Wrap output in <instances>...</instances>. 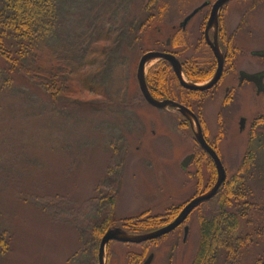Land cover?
<instances>
[{
  "label": "rangeland",
  "instance_id": "374dc122",
  "mask_svg": "<svg viewBox=\"0 0 264 264\" xmlns=\"http://www.w3.org/2000/svg\"><path fill=\"white\" fill-rule=\"evenodd\" d=\"M73 1L67 22L81 34L96 0ZM103 1V13L111 18L100 24L111 29L116 22L115 38L122 39L96 42L95 63L73 73L63 90L39 87L23 72L7 70L0 78V232L6 231L9 245L0 264H100V244L109 230L140 236L150 223L149 229L160 225L158 231L216 185L218 173L196 142L194 122L186 124L171 108L151 106L137 73L145 54L167 52L203 80L199 86L206 84L216 62L204 30L217 0ZM205 3L210 5L182 31L183 21ZM93 29L89 34L98 38L94 32L101 31ZM219 30L227 63L212 94L186 95L171 71L158 66L161 60L146 65V78L159 73L163 78L154 90L158 99L200 110L204 134L227 172L225 189L246 185L244 200L231 199L232 211L247 213L235 233L243 247L234 255L223 251L217 264H264V95L245 85L229 99L224 96L237 87L239 72L264 70V60L252 56L264 50V0L231 1L220 12ZM50 50L44 46L46 68L55 58ZM241 118L247 121L244 131ZM191 154L195 159L184 169ZM218 195L165 237L139 245L111 242L105 264H143L152 254V264H193L202 221L220 210Z\"/></svg>",
  "mask_w": 264,
  "mask_h": 264
},
{
  "label": "trees",
  "instance_id": "16d2710c",
  "mask_svg": "<svg viewBox=\"0 0 264 264\" xmlns=\"http://www.w3.org/2000/svg\"><path fill=\"white\" fill-rule=\"evenodd\" d=\"M83 1L85 0H81V2ZM95 2L94 13H89V17L84 20V22L91 21L94 27H91L90 23L83 33L74 34L72 28L76 24L69 27V22H67V17L72 15L68 10H73L75 7L73 0H68L66 4L63 0H0V78L6 75L7 70L10 75L23 72L27 77L32 78L31 80L37 82L39 87L45 86L50 91L63 90L64 86L73 80L71 77L73 73H78L82 67L95 63V59L92 57L95 54L93 45L96 42L113 40L116 43L117 40L122 39L115 38L119 32L116 22V24L112 23L114 26L111 29L102 27L100 23L111 17L106 12L103 13V0ZM118 7L119 5H117ZM98 8L102 12L96 10ZM82 10L85 14L84 6H82ZM78 27H81V24ZM93 28L95 31H101V33L94 32V35H99L98 38L93 37V32L89 34L91 30H94ZM44 46L52 48L48 53H51V58L55 57L52 59L53 64L47 68L43 65L45 62ZM165 65V62H162L158 66ZM164 72L165 78L169 77L167 69ZM10 75L6 80L12 86L14 81ZM159 76L160 73L154 74L153 77H147V84L151 92L155 87H162L163 78ZM187 76L194 82L203 81L189 73ZM44 79L46 82L43 81ZM89 80L88 78V82ZM33 84L32 82V86ZM252 162L251 158L246 159L245 167L250 166ZM236 180L235 178L232 181L233 186ZM228 184L229 182L224 185L218 195L220 210L216 216L210 220L202 221V241L193 264H217L218 257L223 251L234 255L237 249L243 247L242 239H235V233L239 228L240 219L244 218L247 213L244 211L239 213V210L232 211L231 208L236 206L231 203V199L237 197V199L244 200L246 185L242 182L238 188L228 187L225 189ZM179 214L180 212L173 216L170 223ZM149 224L144 227L148 226L146 229L141 230L140 234L152 233L160 227L158 225L149 229ZM152 225L154 224L150 226L154 227ZM8 246L7 233L2 231L0 232V254H6Z\"/></svg>",
  "mask_w": 264,
  "mask_h": 264
},
{
  "label": "water",
  "instance_id": "95a60500",
  "mask_svg": "<svg viewBox=\"0 0 264 264\" xmlns=\"http://www.w3.org/2000/svg\"><path fill=\"white\" fill-rule=\"evenodd\" d=\"M231 1H234V0H217L214 3V5L212 6V10H211L207 31H210V29H212V28H215V30L218 31L220 12L224 8V6L227 5L228 3H230ZM208 5H209V3H205L204 5H202L198 9H196L193 13H191L183 21V23L181 24V28L185 29L188 26V24L190 23V21L201 10L206 8ZM209 46H210L212 52L214 53V55L217 59L218 69L216 71L214 78L205 86H198V85H194V84L186 82L183 78V75H182L181 64L176 59V57L173 55L160 53V52H149L142 57L140 64H139V67H138L137 79H138L140 90H141L143 97L151 106H153L159 110H164L167 108H177L180 110V112L184 116L188 117L190 120H192V122H194V124L196 125V128H197V132H194L197 142L199 143L201 148L212 158L213 162L216 165V168L218 171V179H217L216 185L207 194H204V195L192 200L189 204H187L183 208V210L181 211L179 216L172 223H170L169 225L165 226L164 228H162L158 231L148 233L145 235H140V236H129V235H126L119 230H109L104 235V237L101 241V244H100V251H99L100 264H105L106 249H107V246L111 242H119V243H124V244H138L139 245V244H143V243H146L149 241H155L157 239L165 237V236L171 234L172 232L176 231L180 226H182L187 221L189 216L198 207H200L203 203L208 202V201L212 200L213 198H215L219 194L221 189L223 188V186L227 180V172H226L224 165H223L220 157L218 156L217 152L215 150H213V148H211L209 146V144L206 142L204 135H203L202 127L199 123L197 116L195 114H193L189 109H187L184 106L177 104L175 102L156 100L151 95L150 90H149L148 85H147V81H146V65L151 61H155V60L164 61L165 60L172 65V67L174 69L175 76L177 77L178 81L180 82L181 86L184 89H187L190 91L204 92V91H207V90L213 88L219 82V80L222 77V73H223V69H224V57H223L221 50L219 48L217 36L215 37L214 43L213 44L210 43ZM256 56L264 58V51L257 52ZM242 76H243L242 78H245L248 82H252L257 86L258 94H261L262 92H264L262 90V85H263L261 83L262 79L259 78L258 75H249V74L243 73ZM245 126H246V121L243 119L241 121V130L242 131L245 129ZM192 158H193V156H190L186 159V161L183 163L184 168L188 167V165L192 161ZM188 235H189V228L186 227L185 228V240L187 239ZM153 260H154V255L152 254L148 257V259L145 261L144 264H152Z\"/></svg>",
  "mask_w": 264,
  "mask_h": 264
},
{
  "label": "flooded vegetation",
  "instance_id": "af4514ba",
  "mask_svg": "<svg viewBox=\"0 0 264 264\" xmlns=\"http://www.w3.org/2000/svg\"><path fill=\"white\" fill-rule=\"evenodd\" d=\"M203 10H205V9H203ZM203 10H201L199 13H201ZM198 13V14H199ZM197 14V15H198ZM196 15V16H197ZM195 16V17H196ZM194 17V18H195ZM193 18V19H194ZM192 19V20H193ZM191 20V21H192ZM208 22H209V19H208V21H207V23H206V27H205V30H204V33H205V42H206V44L208 45V47L210 48V46H209V44L211 43V44H213L214 43V41H215V37L217 36V40H218V43H219V48H220V50H221V53H222V55H223V57H224V69H223V73H222V77H221V79L219 80V82L213 87V88H211V89H209V90H207V91H204V92H199V91H190V90H187V89H184L182 86H181V84H180V82L178 81V79H177V77L175 76V73H174V69H173V67H172V65L169 63V62H167V61H162V62H165V67H167L170 71H171V73L174 75V77H175V79H176V81L179 83V85L182 87V89L184 90V91H187L186 92V95H188L189 93H191V94H200V95H207L208 93L209 94H212L213 92L212 91H214L219 85H220V83H221V81H222V79H223V76H224V74H225V66H226V63H227V55H226V53L225 54H223V51H222V49H221V47H220V42H219V32H220V30H219V28H218V31H216L215 30V28H212V29H210V31H207V28H208ZM189 25V24H188ZM188 27V26H187ZM187 27L184 29V28H181V25H180V29L182 30V31H185L186 29H187ZM214 31V35H213V38H211V36H210V33H211V31ZM208 33V34H207ZM208 35V36H207ZM172 43H171V41H168V43H167V46L169 47L170 45H171ZM211 49V48H210ZM261 51H263V50H261ZM261 51H255V52H253L252 53V56L253 57H256V58H258V59H261V60H264V58H261V57H258V56H256V53L257 52H261ZM160 53H165V54H169V55H173V56H175L176 57V59L179 61V59L177 58V55H174V54H171V53H167V52H160ZM214 54V53H213ZM214 59H215V64H216V71H217V69H218V62H217V59H216V57H215V55H214ZM161 62V63H162ZM181 64V68H182V75H183V78H184V80L186 81V82H189V83H191V84H194V85H198L199 83H201V82H197V83H195V82H191V80L190 81H188V80H186V78L187 79H189L188 78V76H187V73H186V71H185V65H183L182 63H180ZM216 71H215V73H214V75L206 82V84L204 83V84H202L201 86H205V85H207L213 78H214V76H215V74H216ZM249 74V75H258L259 76V78H261L262 79V81H261V83L263 84L262 85V90L264 91V70H258V71H256V72H248V71H241V72H239V77H238V84H237V87L236 88H227L226 90H225V94H224V96L227 98V99H229V96L233 93V91H235L236 89H239V90H241V89H243L244 88V86L245 85H250V86H252V87H254L255 88V90H256V94L259 96V95H264V92H262L261 94H258V88H257V86L254 84V83H252V82H248L245 78H242L243 76H242V74ZM186 77V78H185ZM199 86V85H198ZM150 90V89H149ZM155 89H153V91L151 92V90H150V93H151V95L156 99V100H158V101H172V102H175V103H177V104H180V105H182V106H184L185 108H187V109H189L193 114H195L196 116H197V118H198V120H199V123H200V125H201V127H202V130H203V135H204V138H205V140H206V142L209 144V146L211 147V148H213L212 146H211V142L207 139V137L205 136V134H204V129H203V127H204V121H202L203 119H202V116H201V114L199 113V111L200 110H198L197 111V109L195 108V107H193L192 106V104H189V106H187V105H184L183 103H179V102H177V101H175V100H173V98H167V99H158V96L156 95V93H155V91H154ZM212 92V93H211ZM226 99V100H227ZM171 110H175V111H177V112H179L184 118V120H185V122H186V124H189V125H193V122H192V120H190L188 117H186V116H184L181 112H180V110L179 109H177V108H171ZM245 120L246 121V119L245 118H241V120H240V123H241V121L242 120ZM247 122V121H246ZM194 136H195V133H194ZM195 139H196V137H195ZM196 142H197V140H196ZM198 143V142H197ZM199 144V143H198ZM201 147V146H200ZM213 150H215L214 148H213ZM218 154V153H217ZM192 156H193V158H192V161L195 159V155L194 154H191ZM208 155V154H207ZM209 156V155H208ZM218 156H219V154H218ZM210 157V156H209ZM220 157V156H219ZM211 158V157H210ZM211 160H212V158H211ZM213 161V160H212ZM214 167H215V169H216V171H217V168H216V165H215V163H214ZM217 173H218V171H217Z\"/></svg>",
  "mask_w": 264,
  "mask_h": 264
}]
</instances>
